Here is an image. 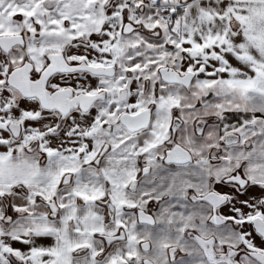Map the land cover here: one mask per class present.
<instances>
[{
  "label": "snow or ice",
  "instance_id": "snow-or-ice-1",
  "mask_svg": "<svg viewBox=\"0 0 264 264\" xmlns=\"http://www.w3.org/2000/svg\"><path fill=\"white\" fill-rule=\"evenodd\" d=\"M0 264H264V0H0Z\"/></svg>",
  "mask_w": 264,
  "mask_h": 264
}]
</instances>
